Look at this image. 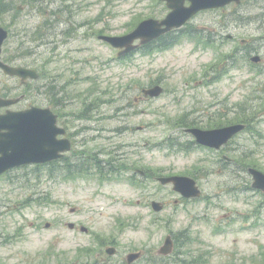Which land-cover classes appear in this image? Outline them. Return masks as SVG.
<instances>
[{
    "label": "rangeland",
    "instance_id": "obj_1",
    "mask_svg": "<svg viewBox=\"0 0 264 264\" xmlns=\"http://www.w3.org/2000/svg\"><path fill=\"white\" fill-rule=\"evenodd\" d=\"M35 4L28 7L16 0L19 13L4 20L0 15V27L8 25L10 31L3 56L16 66L42 70L46 60V69L51 68L44 39L52 42L61 35L66 14L86 26L82 42L67 45L78 67H84L73 91L76 98L81 92L77 99L93 93L110 102L93 115L95 122L75 121L72 114L68 124L73 135L82 127L94 129L75 135L79 149L120 153L118 172L101 180L94 171L70 181L41 178L32 185L27 170L15 173L22 177L16 184L10 183L13 176L1 178L0 264H126V256L137 252L143 256L133 264H264V193L251 188L246 172L255 168L264 173V0L201 12L182 28L175 46L135 54L123 63L96 37L122 36L141 18H163L168 10L160 0ZM72 26V35H80ZM231 51L237 58L229 64L226 55ZM254 56L261 59L256 66L249 61ZM251 69L261 72L252 74ZM88 77L93 78L91 85ZM155 83L164 94L144 98L141 89ZM14 85L0 71V91L9 93ZM222 115L226 124L247 122V131L218 151L193 145L188 152L169 149L176 138L184 147L190 145L179 122L191 126L195 118L210 129L226 125L218 122ZM223 157L230 164L222 163ZM137 170L150 179L190 176L201 197L181 199L170 186L139 178ZM152 201L162 210L154 212ZM70 223L77 232L68 229ZM167 235H177L181 245L170 258L158 254ZM106 245L117 255H105ZM99 254L108 260L102 263Z\"/></svg>",
    "mask_w": 264,
    "mask_h": 264
},
{
    "label": "flooded vegetation",
    "instance_id": "obj_2",
    "mask_svg": "<svg viewBox=\"0 0 264 264\" xmlns=\"http://www.w3.org/2000/svg\"><path fill=\"white\" fill-rule=\"evenodd\" d=\"M63 31L65 32L66 29H64ZM63 31L60 36L53 37L52 42H47L45 44L49 66L53 65V67L48 68L43 72L42 93L37 81H34L32 79L22 81L18 78H13V80L15 81V85L11 92L7 93V95L5 94L4 96L11 97L12 99L16 100V103L13 104V106H11L10 108L0 109V114L4 115L7 112H25L35 107L52 112L57 118V126L64 129L65 131V135L63 136V138L70 141V150L63 153L61 157L54 162L41 165L42 168L45 169L46 172L49 168L53 167L55 171H57V177L63 179V181H70L80 175L89 177L92 171H94L96 173V176L101 180L105 178V174L109 176L117 174L118 171L116 170V162L119 159L118 157L120 153L106 151L104 152L103 150L96 148H93L90 151H88L89 149L85 148L79 149V147L75 146V140L77 138L76 136H78L81 132L94 129L82 127L80 129L81 132L75 131L73 135V132L70 131L68 121H70L69 116L74 114L75 121H77V119H80L81 121H84L86 123H93V115H97L99 108L110 101H100L98 98H95V95L93 93L90 96L83 95V98L77 99L81 94V92H79L76 98L73 89L77 87L78 79L81 72L83 71V67H78L79 61L73 59L74 50L70 48L67 49L66 44L69 42H73L75 38H67L63 35ZM228 38H230V36H228ZM62 62H64V65H62ZM99 102H101V104H99ZM192 120L193 122L189 128L205 129L199 126L200 123L198 120H196L195 118H193ZM218 120L220 122H224L226 120L225 115L220 116ZM18 127V130L21 129V131L25 129V126L22 124L18 125ZM27 128H29V125H27ZM5 132L6 131L3 129L0 131L1 134ZM191 141L195 147L200 148L195 144L193 140ZM33 167L34 166H21L19 168L11 170L7 173V175L12 176L14 172L17 173L18 171H29L28 169ZM136 173L138 174L139 178L140 176H144L146 180L155 181V178L150 179L148 175L141 170H137ZM4 177L6 176H0V181L1 178ZM14 177L19 178L18 175H14ZM47 177L48 180L51 179L49 172ZM17 182V179L10 181L11 184H16ZM70 210L72 212L75 211V209ZM67 227L72 233L78 231L75 224H67ZM79 232L87 233V230L83 227H79ZM171 237L173 241V250L170 256L173 257L175 253L174 249L177 248V246L181 245L179 243L177 235H173ZM108 249H112L113 253L108 255L106 253L108 252ZM104 253L108 257L117 255V251L112 245H106L104 247ZM137 253H139V261L142 259L143 255L141 252ZM99 255H101V258H103L102 263H105L106 260H108V258L103 256L102 254Z\"/></svg>",
    "mask_w": 264,
    "mask_h": 264
},
{
    "label": "water",
    "instance_id": "obj_3",
    "mask_svg": "<svg viewBox=\"0 0 264 264\" xmlns=\"http://www.w3.org/2000/svg\"><path fill=\"white\" fill-rule=\"evenodd\" d=\"M166 2V6L171 12L162 21L149 19L140 23L137 28L130 34L124 37H114L102 39L110 43L115 48H125L124 53L131 51L134 47L131 44L135 40H140L141 44H147L166 32L172 29H177L183 26L197 12L207 9L222 7L232 2L239 0H162ZM185 2H189L188 7ZM7 37V32L0 29V52L1 45ZM0 68L5 74L10 76H20L21 78L33 77L34 72L23 68H12L0 62ZM162 89L158 86L144 90L143 93L149 97H158ZM13 103L11 100L0 99V107L9 106ZM27 114V113H26ZM25 114V115H26ZM30 116L36 114L33 111L28 113ZM20 114H8L0 119V131L3 129L6 132L0 133V174L5 171L22 164L28 163H43L45 160L54 159L58 153V148L55 146L54 138L56 132L53 128L54 120L51 121L50 128L44 126L43 116L34 115V119L29 120L28 116L22 118ZM24 125L25 129L18 130V125ZM27 124L29 128H27ZM243 129L242 125L226 127L213 131L189 130L196 138V142L213 148H219L226 143L234 134ZM252 174L254 183L252 187L264 191V175L255 170H249ZM162 184L172 183L173 189L179 192L186 198L199 197L200 192L195 187L192 180L187 178H167L161 179ZM155 211H159L161 206L157 203L152 204ZM171 241L166 238L164 246L160 252L167 254L171 248ZM111 253V250H108ZM138 255H130L128 262H132Z\"/></svg>",
    "mask_w": 264,
    "mask_h": 264
},
{
    "label": "trees",
    "instance_id": "obj_4",
    "mask_svg": "<svg viewBox=\"0 0 264 264\" xmlns=\"http://www.w3.org/2000/svg\"><path fill=\"white\" fill-rule=\"evenodd\" d=\"M22 2L28 3V2H43V0H20ZM10 4V7H8V5L4 2V0L0 1V8L5 10V12H10L12 9V4L13 0L8 2ZM172 34H167L163 37H161L159 40H157V42L159 43V48L163 49L165 47H167L168 45L172 44L174 42V40L178 37L177 35L173 36ZM42 37H39V39H41ZM158 48V47H157ZM154 48H151V46L148 47L147 53H150L151 50H153ZM262 99V98H261ZM262 109L264 110V107H262ZM260 113H261V109H260ZM182 123V122H181ZM185 127L186 124L182 123Z\"/></svg>",
    "mask_w": 264,
    "mask_h": 264
}]
</instances>
